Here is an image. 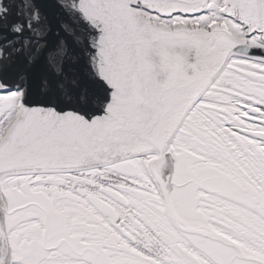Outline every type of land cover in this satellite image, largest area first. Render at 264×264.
I'll return each mask as SVG.
<instances>
[{"label": "snow or ice", "instance_id": "snow-or-ice-1", "mask_svg": "<svg viewBox=\"0 0 264 264\" xmlns=\"http://www.w3.org/2000/svg\"><path fill=\"white\" fill-rule=\"evenodd\" d=\"M0 264H264V0H0Z\"/></svg>", "mask_w": 264, "mask_h": 264}]
</instances>
